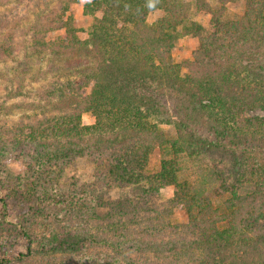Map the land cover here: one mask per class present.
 Segmentation results:
<instances>
[{"label": "trees", "instance_id": "obj_1", "mask_svg": "<svg viewBox=\"0 0 264 264\" xmlns=\"http://www.w3.org/2000/svg\"><path fill=\"white\" fill-rule=\"evenodd\" d=\"M63 1L23 27L11 24L15 9L0 12V116L35 114L0 122V189L40 236L0 264H264V0H244L236 18L224 17L234 0H194L208 28L189 18V0H89L85 39L64 17L78 0ZM179 35L197 46L176 62ZM50 62L65 73L31 101L7 102ZM11 155L24 167L13 176ZM83 156L90 181L68 182L65 167ZM23 227L0 218V239L29 237Z\"/></svg>", "mask_w": 264, "mask_h": 264}, {"label": "rangeland", "instance_id": "obj_2", "mask_svg": "<svg viewBox=\"0 0 264 264\" xmlns=\"http://www.w3.org/2000/svg\"><path fill=\"white\" fill-rule=\"evenodd\" d=\"M89 0H78V2H70L68 9L64 17L71 16L73 19V23L77 30V35L80 39H85L88 35V31L90 29V25L93 21L94 15L88 14L83 11L84 3ZM191 2L190 15L189 18L191 20L197 21L201 23L206 28L210 27V16L209 14L199 11L196 9L194 5V0H189ZM212 5L217 3V0H208ZM0 12H9L15 9L18 13L13 16V22L11 23L13 26L15 22L20 24L21 27L26 26L27 23L33 22L36 15H39L38 18L40 21L44 22L46 16L52 15L56 10L62 7V4H65L63 0H0ZM245 6L244 0H234L227 4L225 18H236L238 17ZM162 13L161 10H154L149 13L147 16V21H153L158 15ZM17 34L15 38L18 41L22 40V29H17ZM24 32V31H23ZM63 34V29H55L51 31L45 38V40L52 41L57 36ZM197 46V40L191 35H179L177 42L173 48L172 56L176 62H181L191 57L192 50ZM30 50V48H29ZM47 55V54H46ZM51 64V62H50ZM49 71L45 76L39 77L37 79L32 78L27 79L23 86V93L18 97H13L8 99V103L13 102L15 100L31 101L33 96L35 95L36 89H40L45 87L53 80L55 75L61 74L63 71L60 69H50L55 64L49 65ZM65 73V72H63ZM6 96V92L4 89V85L2 81H0V102ZM26 110V109H25ZM24 113V110L15 109L12 112H8L0 116V122L3 120H7V122H15L18 118H25L27 115L35 116L34 113L28 112ZM257 113H262L260 110L256 111ZM92 117L89 114L83 115L84 122H90ZM151 163L154 166L157 163L156 156L153 155L151 158ZM3 165L7 172L10 175H16L18 173L23 172L24 167L20 165L17 159L14 156L8 157L4 160ZM92 173V164L86 157H76L71 161L69 166L65 167L63 172L64 178L70 182L74 181L78 185L88 183L91 179ZM172 187L167 186L161 189V195L164 197H169L172 195ZM4 191L0 189V218H3L8 225H12L17 228V230L25 229L23 226H26L29 233L31 234L29 237H2L0 239V257H14L19 255L20 253H27V245L30 243L31 239L40 237L38 235V229L32 230L31 226L35 223L34 216L31 211L21 202L9 201L3 199ZM120 196L119 191H109L107 192L106 197L117 198ZM6 204V207L3 208V204ZM174 217L180 221L185 219L181 210H177L174 214ZM33 249H37L39 246L38 241L34 242ZM59 257V255H57ZM55 259H59L58 257ZM52 259L54 257H49L45 255V260H38L36 264H45L48 259ZM13 262H16L15 259L12 258Z\"/></svg>", "mask_w": 264, "mask_h": 264}, {"label": "clouds", "instance_id": "obj_3", "mask_svg": "<svg viewBox=\"0 0 264 264\" xmlns=\"http://www.w3.org/2000/svg\"><path fill=\"white\" fill-rule=\"evenodd\" d=\"M156 3H158V0H148V7L154 8Z\"/></svg>", "mask_w": 264, "mask_h": 264}]
</instances>
